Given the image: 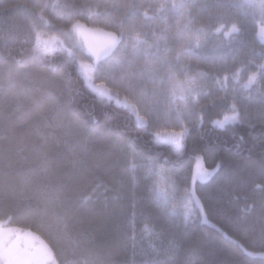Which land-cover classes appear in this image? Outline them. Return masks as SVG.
Listing matches in <instances>:
<instances>
[{
    "label": "snow or ice",
    "instance_id": "obj_1",
    "mask_svg": "<svg viewBox=\"0 0 264 264\" xmlns=\"http://www.w3.org/2000/svg\"><path fill=\"white\" fill-rule=\"evenodd\" d=\"M49 5L37 0L28 9L30 27L33 31L43 24L47 27H56L45 15ZM52 9L57 11L62 22L58 28L67 36L71 45L58 36L43 38L40 32H35V44L26 49L27 35L17 29L15 25H6L0 31V46L10 43L19 44L21 58L17 59L9 49L8 58L3 60L5 65L15 63L25 69L33 67L42 69L39 78L33 86L22 92L25 103L17 107L33 120L43 122L52 121L54 129H67L78 137L77 143H102L113 153L126 156L130 161L129 168L135 171L142 167L145 171L143 179L148 182V199L166 215H177L172 203L176 194L181 192L178 181L186 185L182 192L184 212L176 231L168 240L167 260L164 264H209L205 259V249L198 241L189 240L192 234L202 225H208L219 233L232 247L233 252L240 256H252L249 246L259 245L264 249V227L258 233L254 230L243 229L247 243L235 238L231 232L221 225L210 224L209 213L214 208L205 207L200 196L197 195V182H208L219 169L222 162H215L214 168L205 167V157L197 155L194 168L184 173L182 157L187 150V137L192 129L204 123L205 113L216 108H227L223 117L211 121L213 127L225 129L255 127L249 119V107L252 101L259 103L260 122L264 125V62L255 63L250 56L255 55V49L246 45L245 19L226 21L224 15L231 9L240 10L244 18L248 16L260 17L256 38L264 47V0H162L159 3H142L137 0H105V2H76L54 3ZM209 10H215L210 12ZM8 9H0L6 13ZM208 13L207 16L204 14ZM175 20V31H171L170 20ZM215 20V22H213ZM111 29V30H105ZM218 44L213 49L217 55L208 56L205 49L210 41ZM248 48L245 52L244 49ZM87 53L90 63H84L78 58L74 49ZM30 51L25 57L24 53ZM67 61L77 66L79 75L83 79V87L91 91L101 100H112L115 96L116 104L127 109L135 116V129L116 131L107 119H102L91 112L81 113L76 107L75 98L79 89L71 85V73L66 72L56 62L57 56L65 54ZM231 57L232 65L228 66ZM264 61V50L259 53ZM253 67L254 71H248ZM247 71V79L243 74ZM100 76L103 81L96 83L95 77ZM108 81L111 83L109 86ZM231 81L232 86H229ZM115 90V91H114ZM121 90L125 95L121 98ZM174 123L179 131H159V121ZM187 122V123H186ZM141 130L148 132L152 137L150 142L155 146H168L176 156L169 159L158 153L155 156H146L138 150L136 141L142 137ZM264 135V133H262ZM243 140V136L240 137ZM59 143V136L54 133L42 134L39 137L41 152L50 144ZM149 142H145L148 145ZM193 144V149H196ZM20 152L24 149L20 148ZM211 155V153H210ZM137 160L144 163L137 165ZM6 167L10 168L11 161L5 158ZM100 166L96 161L89 166L82 159L73 163L72 179L84 185L79 197L78 211L86 213L87 205L106 195L109 191H116L102 180L94 177L95 167ZM249 165H235L230 170L232 184L237 193L242 192L248 182ZM260 171L264 174V159L260 161ZM55 170V165L49 161L47 154H43L41 163L23 173L0 174V215L7 212V220L0 219V264H132L128 260L113 262L103 259L91 251L83 248L78 240L73 243V257L87 252L83 260H69L65 250L60 247L61 241L67 235L68 221L61 220L57 208H62L69 201V194L64 185L50 186V191L41 197L44 210L37 213L33 210L26 196L33 185L49 180ZM190 175V185H189ZM133 183L137 177H132ZM264 190V185H258ZM114 198H120L116 192ZM239 194L235 197L239 200ZM246 199V197H245ZM195 206L199 211L193 215L189 210ZM135 208V204H133ZM52 209V216L48 215ZM171 209V210H170ZM255 210L254 204H245L240 208L234 225L240 231L246 217ZM16 211L33 217L34 225L40 231L48 233L49 242L40 241L39 244L22 245L20 237L33 233L20 227H6L11 223V213ZM261 219L264 220V199L260 202ZM53 218L58 225L53 229ZM62 224V227L59 226ZM91 221L81 225L79 232L90 230ZM133 234L125 236L131 242L135 255V212L132 216ZM150 237L159 238L154 227L144 224L142 229ZM187 244V247H185ZM149 246L157 250V244ZM183 253L182 259H177ZM264 258V252H261ZM152 264H158L153 261ZM226 264H243L239 259H232Z\"/></svg>",
    "mask_w": 264,
    "mask_h": 264
},
{
    "label": "trees",
    "instance_id": "obj_2",
    "mask_svg": "<svg viewBox=\"0 0 264 264\" xmlns=\"http://www.w3.org/2000/svg\"><path fill=\"white\" fill-rule=\"evenodd\" d=\"M37 0H0V9H8L6 13H0V29L6 25H15L18 30L27 35L28 43L24 45L26 49H31L35 44V32H40L42 37L48 38L58 35V26L62 23L57 15V11L53 10L51 5L54 3L73 2V0H40L41 3L49 5L45 15L51 20L56 27H47L40 24L35 31L30 27V19L28 9ZM78 4L89 2L103 3L105 0H74ZM142 3H159L162 0H137ZM171 3V0H167ZM238 3L239 0H231ZM215 12V10H209ZM205 16L208 13L204 14ZM226 21L232 19H245V41L246 45L255 49V55L249 57L255 63H261L259 53L264 50L256 38V31L260 17L257 14L255 17L248 16L244 18L240 15V10L231 9L225 15ZM215 22V20H213ZM171 31H175V20L169 21ZM111 30V29H107ZM3 36V31H0V37ZM218 41L212 40L205 49V54L208 56L217 55L213 51L216 48ZM9 49H12V54L17 58H21L18 43H10L7 46H0V174L7 171L9 173H23L30 169L37 168L41 163L43 154H47L49 161L55 165L53 176L49 180L41 181L38 185H33L32 190L25 193L31 199L28 201L29 206L37 213L44 210V204L41 197L46 192L50 191V186L59 187L65 186L66 192L69 194V201L65 202L64 207L57 208L61 220L68 221L67 235L61 241L60 247L65 250L69 260H83L87 252L77 254L73 257L72 247L75 241L82 243L83 248L91 251L95 255L113 262L128 260L132 264H152L153 261L158 264H164L167 260L165 249L167 248L168 240L172 238V234L176 231V225L180 222L182 216L175 209L177 215L175 217L166 216L155 203L148 199L149 193L147 189L148 182L143 177L145 171L142 167H137L135 171L129 168L131 161L123 155L110 152L102 143H77L78 137L73 132L67 129H54L52 121L43 122L30 119L23 109L17 111V107L25 103L22 92L24 89L31 88L39 78L42 69L33 67L25 69L15 63L5 65L3 60L8 58ZM245 52L248 48L244 49ZM30 55V51L25 52L24 56ZM60 67L66 72L71 73L70 80L73 89H79V95L75 98L74 107L82 114L91 112L102 119H107L108 124L116 131H128L135 129V116L127 109L116 104L115 99L101 100L95 96L87 88L83 87V79L79 75L77 66L67 61L65 54L57 56L56 61ZM228 66L239 67V64L233 66L231 57L228 59ZM250 67L248 71H254ZM247 71L243 74V78L247 79ZM96 83H101L103 78L95 77ZM111 86V83L105 81ZM231 87V81L229 82ZM115 91V90H114ZM121 98L125 95L121 90ZM259 103L252 101L249 107V119L255 127L244 125L243 127L233 128L227 126L225 129L213 127L211 121L223 117L227 112V108H216L205 113L204 123L195 129L190 128V134L187 137V150L182 157L184 173L195 167L197 155L205 157V167L214 168L215 162H222L223 167L219 169L216 175L208 182L203 184L197 182V195L205 207L214 208V211L209 213L210 224H218L237 238L244 240L247 243L243 229L254 230L259 232L261 227H264V220L261 219L260 202L264 199V190L258 185H264V174L260 171V161L264 159V125L260 122ZM187 123V122H186ZM179 131L174 123H167L164 120L159 121V128L154 130ZM59 136V143H50L43 152L39 149V137L42 134L54 133ZM142 139L136 141L138 150L142 151L146 156H155L162 153L163 156H168L169 159L175 160L176 156L170 151L168 146H155L150 142L153 137L146 131L141 130L138 133ZM243 136V140L240 137ZM145 142H149L148 145ZM193 144L197 147L194 150ZM24 151L20 152L19 149ZM211 153V155H210ZM5 158L11 161V167H6ZM82 159L89 166H93L96 161H100V166L95 167L94 177L102 180L116 191H109L106 195H101L98 199L90 202L87 205L88 211L81 213L78 211L80 207L79 197L84 190V185L77 183L72 179L73 163ZM137 165L144 163L143 160H137ZM235 165H249L248 182L242 192L237 193L232 184L230 170ZM137 177V182L133 183L132 177ZM180 189L186 185L183 181H178ZM190 185V175H189ZM116 192H119L120 198H114ZM239 194L241 197L236 200L235 197ZM246 197V199H245ZM135 204V208H133ZM245 204H254L255 210L251 212L241 225L240 231L235 230L236 217L240 208ZM171 210V209H170ZM199 211L195 207L194 215ZM135 212V236L136 249L135 255L131 248V242L125 240V236L131 237L132 216ZM13 219L9 226H16L31 231L39 238L49 242L48 233L40 231L34 225L33 217L26 216L22 213L13 211L11 213ZM49 216H52V209H49ZM8 213L0 215V219L7 220ZM90 224V230L86 233H80L81 225ZM148 223L149 227H154L157 233L162 235L149 236L143 232L144 224ZM58 225L53 218V229ZM62 227V224L59 225ZM196 240L205 249V259L209 264H226L232 259H239L243 264H264V258H261V252H264L258 244L249 246V251L252 256H240L233 252L232 247L223 237L211 229L208 225L199 227L189 238ZM157 244V250L149 246L150 243ZM187 247V244H185ZM183 253L177 257L182 259Z\"/></svg>",
    "mask_w": 264,
    "mask_h": 264
},
{
    "label": "rangeland",
    "instance_id": "obj_3",
    "mask_svg": "<svg viewBox=\"0 0 264 264\" xmlns=\"http://www.w3.org/2000/svg\"><path fill=\"white\" fill-rule=\"evenodd\" d=\"M107 30V29H105ZM54 36H58L60 39L64 40L67 44L71 45L72 41H70L68 39L67 36L63 35V33H60L58 35H54ZM44 38V37H43ZM74 51L76 52V55L78 56L79 59H81L84 63H90L91 61V58L87 55L86 52L80 50L79 48L77 49H74ZM97 84H100V83H97ZM115 99V96L113 97ZM106 100H108L107 98H105ZM116 101V99H115ZM163 132V131H162ZM196 164V162H195ZM183 189H181V192L177 193L176 194V199L172 202L175 206V209L177 208V210H179V214L182 216L183 212H184V207H183V202L181 200V197L183 195V192H182ZM189 210L193 213L194 215V211H195V206H190ZM6 227H9V228H12V227H16V226H9L6 224ZM29 231V230H27ZM31 232V231H30ZM32 233V232H31ZM33 236L35 237H38L36 234L33 233ZM40 241H44L42 238H39L38 239H33L32 237H29V236H21L20 237V243L22 245H29V244H39ZM45 243H47L46 241H44Z\"/></svg>",
    "mask_w": 264,
    "mask_h": 264
}]
</instances>
